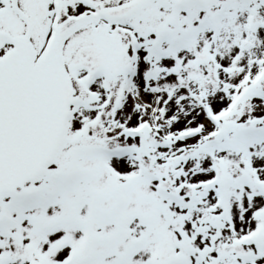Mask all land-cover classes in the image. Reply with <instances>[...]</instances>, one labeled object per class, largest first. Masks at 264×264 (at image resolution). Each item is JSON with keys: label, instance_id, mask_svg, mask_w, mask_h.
<instances>
[{"label": "snow or ice", "instance_id": "6c2138e0", "mask_svg": "<svg viewBox=\"0 0 264 264\" xmlns=\"http://www.w3.org/2000/svg\"><path fill=\"white\" fill-rule=\"evenodd\" d=\"M0 264H264V0H0Z\"/></svg>", "mask_w": 264, "mask_h": 264}]
</instances>
